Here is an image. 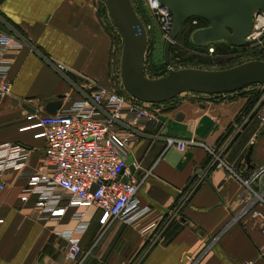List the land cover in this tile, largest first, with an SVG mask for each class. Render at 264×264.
Returning a JSON list of instances; mask_svg holds the SVG:
<instances>
[{
  "label": "crops",
  "instance_id": "obj_1",
  "mask_svg": "<svg viewBox=\"0 0 264 264\" xmlns=\"http://www.w3.org/2000/svg\"><path fill=\"white\" fill-rule=\"evenodd\" d=\"M102 1L0 0V17L28 41L10 50V90L0 97V143L28 150L25 165L0 175V264H67L61 233L75 230L84 254L103 228L93 208L67 207L59 219L41 215L38 197L26 191L30 174L51 173L41 170L45 140L34 137L26 116L46 113L56 98L57 111L68 108L74 82L108 89L121 83V46ZM0 28L8 30L1 19ZM58 63L69 79L53 67ZM185 93L173 107L147 104L154 119L139 125L145 135L127 155L135 171L124 176L143 180L136 199L144 212L133 223L109 226L105 242L87 250L86 264H264V122L247 115L254 91ZM163 137L198 144L179 150ZM54 193L63 195L59 187Z\"/></svg>",
  "mask_w": 264,
  "mask_h": 264
},
{
  "label": "built area",
  "instance_id": "obj_2",
  "mask_svg": "<svg viewBox=\"0 0 264 264\" xmlns=\"http://www.w3.org/2000/svg\"><path fill=\"white\" fill-rule=\"evenodd\" d=\"M145 2L167 38L172 27L171 12L157 0ZM0 19L8 28L7 31L0 28L1 97L10 90V83L5 79L11 63L9 52L28 41L4 19ZM263 33L264 10H258L253 14V26L246 39L259 42L263 40L260 39ZM53 67L69 79L63 64H53ZM73 85L76 92L68 108L58 110L55 114L34 112L26 116L28 120L34 121L31 125L37 129L34 137L45 140L41 170L51 169L50 174L41 171L30 174L26 191L38 197L36 209L41 215L48 214L50 218L63 217L67 207H81L93 208L102 227H109L117 220L133 223L144 212L139 209L136 199L143 180L129 177L123 182L122 177L130 175L126 161L129 147L145 135L139 125L154 119L152 109L147 106L150 103L102 86L75 82ZM247 115L257 116L264 122V85ZM163 139L165 146L174 145L179 150L198 144L192 139ZM27 158L26 148L8 142L0 143V175L9 167L25 165ZM217 159L221 164L218 156ZM244 184L249 187L250 180ZM56 187L63 191V195L54 193ZM21 200L25 201L26 196L21 197ZM81 217L76 215L75 219L80 220ZM261 232L264 234V221ZM76 233L75 230L61 233V239L65 242L62 258L67 264H82L84 260ZM160 238L161 233L150 237L147 250Z\"/></svg>",
  "mask_w": 264,
  "mask_h": 264
},
{
  "label": "water",
  "instance_id": "obj_3",
  "mask_svg": "<svg viewBox=\"0 0 264 264\" xmlns=\"http://www.w3.org/2000/svg\"><path fill=\"white\" fill-rule=\"evenodd\" d=\"M172 14V27L164 40L163 61L169 63L170 47L190 17H199L209 25L195 29L191 41L203 45L214 41H225L233 46L255 43L246 37L253 26V14L264 10V0H157ZM107 14L118 29L122 45L119 74L125 91L144 103H161L180 93L222 94L239 90L250 84L264 83V60L252 59L224 69H201L183 67L170 69L165 75L146 76L144 58L147 47L145 26L131 0H104ZM260 39H264V33ZM60 99L46 102L44 109L55 114ZM35 111V108H32ZM128 169L134 173L133 158L127 157ZM249 162V152L246 163ZM127 177H122L126 182ZM184 221V220H183Z\"/></svg>",
  "mask_w": 264,
  "mask_h": 264
},
{
  "label": "rangeland",
  "instance_id": "obj_4",
  "mask_svg": "<svg viewBox=\"0 0 264 264\" xmlns=\"http://www.w3.org/2000/svg\"><path fill=\"white\" fill-rule=\"evenodd\" d=\"M131 1H132V4H133L138 16L142 20V22L145 26V29H146V33H147V47H146V53H145V58H144V70H145L146 76H148V77L156 78V77L165 75L168 72L169 68L170 69H179V68H183V67H195V68H201V69L215 70V69L229 68V67L235 66L237 64H240L242 62L252 60V59L264 60V39H263L259 42H255V43L246 45L248 50L258 51V52H260L259 54H251L249 51L239 50L238 53L236 54V56L227 60L225 62V64H219L216 61H214L211 64H205V63H200L199 61H195V60L191 61L189 63H186V64L185 63L182 64L180 62H177V60H175V58L171 57V60H170V57H169V63L166 65L163 61V45H164V40L166 39V37L163 35V32L159 28V26L156 22V18L150 14L148 6L145 2L146 0H131ZM102 2L103 3H101V4L105 5L104 0ZM110 23H111V27H112L111 29L114 30L113 35L114 36L120 35L118 29L112 24L111 20H110ZM116 33H117V35H116ZM120 37H121V35H120ZM114 38L116 40V37H114ZM215 42H217V41H215ZM172 44L176 45L175 40L173 41ZM121 45H122V38L120 41V46ZM210 46H209V49L207 50L209 53L212 52V45L210 44ZM238 47H241V46H238ZM185 56H189V53H186ZM263 85L264 84H262V83L250 84V85L243 87V90H245V91L249 90L251 92L254 91L255 100L253 102H255L257 100L259 94L261 93V88L263 87ZM119 89H121L120 91L125 90V89H123L122 83H120L119 86L115 85L114 90L117 91ZM181 94L183 95V94H189V93H180L179 95H177L178 98L180 96H182ZM194 94L199 95L200 93H194ZM112 225H110V227ZM116 225H117V223H116ZM107 230H108V227L107 228L103 227L102 229H96L94 237H92L88 242H86L84 244V248H83L84 260H83L82 264H86V259H87L86 253H87V250L89 249L90 246L105 242V239L107 237V234H106ZM104 234H106V235H104ZM114 240H117L116 235L113 237L111 242H114ZM114 244H116V241Z\"/></svg>",
  "mask_w": 264,
  "mask_h": 264
},
{
  "label": "trees",
  "instance_id": "obj_5",
  "mask_svg": "<svg viewBox=\"0 0 264 264\" xmlns=\"http://www.w3.org/2000/svg\"><path fill=\"white\" fill-rule=\"evenodd\" d=\"M103 9H105L103 7ZM196 21L193 23V21ZM209 24V22L205 19L199 18V17H190L188 18L180 33L176 36L175 38V44H172L170 47L169 51V57L171 60L172 58H175L177 62H180L182 64L189 63L191 61H199L200 63H205V64H211L214 61H216L219 64H225V62L233 57L236 56L239 50H244V51H249L251 54H259L260 52L258 51H250L247 49L246 45L238 47V46H233L225 41H217V42H210L206 43L203 45H197L194 44L191 41L190 35L191 33L200 27H205ZM116 41L119 43L121 41L120 35L116 36ZM210 44L212 45V52H208L207 50L209 49ZM211 47V46H210ZM120 48V47H119ZM118 48V49H119ZM186 53H189V56H185ZM124 89V88H123ZM114 90V89H112ZM119 90H114L120 94H124L126 96H129L128 93L125 90L120 91ZM243 91V88H240L239 90H236V92ZM221 94H218V96ZM180 98V97H179ZM178 96L166 101V102H161L163 104H168V103H173V105H170L171 107L174 106V103L178 101ZM251 102L255 100V94L251 95ZM153 104H158V103H153ZM152 104V105H153Z\"/></svg>",
  "mask_w": 264,
  "mask_h": 264
}]
</instances>
